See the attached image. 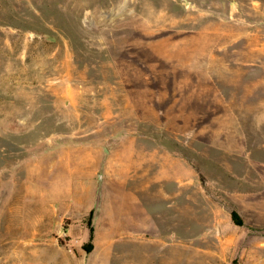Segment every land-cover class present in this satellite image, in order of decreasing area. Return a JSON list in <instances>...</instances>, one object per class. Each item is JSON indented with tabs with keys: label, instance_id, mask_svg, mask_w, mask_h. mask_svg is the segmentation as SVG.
<instances>
[{
	"label": "rangeland",
	"instance_id": "rangeland-1",
	"mask_svg": "<svg viewBox=\"0 0 264 264\" xmlns=\"http://www.w3.org/2000/svg\"><path fill=\"white\" fill-rule=\"evenodd\" d=\"M13 239L264 264V0H0V264Z\"/></svg>",
	"mask_w": 264,
	"mask_h": 264
},
{
	"label": "bare ground",
	"instance_id": "bare-ground-1",
	"mask_svg": "<svg viewBox=\"0 0 264 264\" xmlns=\"http://www.w3.org/2000/svg\"><path fill=\"white\" fill-rule=\"evenodd\" d=\"M149 177H150V174H149ZM142 178H143V177H142ZM131 179H132V178H131ZM136 179H137V178H136ZM136 179L133 180V181L136 182ZM150 179H151V178H150ZM128 181H129V180H128ZM144 181H145V180H144ZM150 181H152V180H150ZM154 181H155V180H154ZM131 182H132V181H131ZM135 182H134V183H135ZM142 182H143V181H142ZM126 183H127V182H126ZM134 183H133V184H134ZM136 183H137V182H136ZM143 183H144V182H143ZM124 184H125V183H124ZM137 184H138V183H137ZM140 184H142L141 181H140ZM140 184H139V185H140ZM157 184H158V183H157ZM139 185H138V187H139ZM142 185H143V184H142ZM144 185H145V184H144ZM158 185H159V184H158ZM158 185H157V186H158ZM140 186H141V185H140ZM126 187H127V186H126ZM135 187H136V186H135ZM128 188H129V187H128ZM139 188H140V187H139ZM146 188H147V187H146ZM148 188H149V187H148ZM157 188H158V187H157ZM157 188H156V189H157ZM149 189H150V188H149ZM137 190H138V189H137ZM141 190H142V187H141ZM141 190H140V191H141ZM144 190H145V189H144ZM153 190H154V189H152V191H153ZM126 191H127V190H126ZM148 191H149V190H148ZM148 191H146V192L149 193ZM150 191H151V190H150ZM156 191H157V190H156ZM158 191H160V190H158ZM118 192H120V191L118 190ZM123 192H124V191H123ZM146 192H145L143 195H146V194H147ZM153 192H154V191H153ZM153 192H152V193H153ZM136 193H137V192H136ZM142 193H143V192H142ZM126 194H127V193H126ZM126 194H125V195H126ZM132 194H133V193H132ZM149 194H150V193H149ZM159 194H160V193H159ZM125 195H123V196H125ZM139 195H140V194H139ZM151 195H152V194H150L149 197H150ZM156 195H157V194H156ZM156 195H155V197H156ZM115 196H117V195H115ZM121 196H122V194H121ZM126 196H127V195H126ZM126 196H125V198H126ZM146 196H147V195H146ZM153 196H154V195H152L151 197L153 198ZM157 196H158V195H157ZM118 197H119V196H118ZM136 197H137V196H136ZM125 198H124V199H125ZM143 198H144V197H143ZM156 198H157V197H156ZM113 199H114V198H113ZM141 199H142V198H141ZM153 199H154V198H153ZM117 200H118V199H117ZM117 200H116V201H117ZM145 200H146V198H145ZM147 200H148V199H147ZM154 200H155V199H154ZM154 200H153V201H154ZM123 201H124V200H123ZM131 201H132V200H131ZM116 203H117V202H116ZM119 203H120V202H119ZM140 205H141V204H140ZM130 206H131V205H130ZM144 206H145V205H144ZM152 206H153V205H152ZM128 209H129V207H128ZM130 209H132V208L130 207ZM144 209H145V208H144ZM147 209H148V208H147ZM134 210H135V209H134ZM145 210H146V209H145ZM151 213H152V212H151ZM148 215H149V214H148ZM150 215H151V214H150ZM152 216H153V215H152ZM154 217H155V215H154ZM147 218H148V217H147ZM152 221H153V220H152ZM21 225H22V224H21ZM17 231H18V230H17ZM9 237H10V236H9ZM23 238H24V237H23ZM15 239H16V238H15ZM15 239H13L12 241H10V245H11L10 247H11L12 250H13V254H11L10 259H8L9 264H17V262L19 261L18 259H21L22 262H23V259H24V260L30 259V260L33 261V258H34V257L31 256L32 254H31V255H28L27 252H26V251H27V246L30 245V244H29L26 240H24V239H23V240H20V241H17V240H15ZM251 239H252V238H251ZM132 241H133V240H132ZM8 242H9V241H8ZM132 244H133V243H132ZM144 244H145V243H144ZM149 244H150V243H149ZM152 244H153V243H152ZM133 245H134V244H133ZM142 245H143V244H142ZM128 247H129V246H128ZM131 247H132V246H131ZM146 247H147V246H146ZM148 247H149V246H148ZM143 248H144V247H143ZM141 249H142V248H141ZM3 250H4V249H3ZM126 250H127V249H126ZM129 250H130V248H128V251H129ZM133 250H134V249H133ZM140 251H141V250H140ZM126 252H127V251H126ZM129 252H130V251H129ZM132 252H133V251H132ZM137 252H138V250H137ZM141 252H142V251H141ZM141 252H139V253H141ZM154 252H155V251H154ZM154 252H151V253H154ZM4 253H5V251H4ZM30 253H31V252H30ZM134 253H136V252H134ZM38 254H39V253H38ZM124 254H125V252H124ZM130 254H132V253H130ZM142 254H143V253H142ZM142 254H141V255H142ZM144 254H146V253H144ZM149 254H150V253H148V255H149ZM155 254H156V253H155ZM125 255H126V254H125ZM127 255H128V254H127ZM132 255H134V254H132ZM132 255H131V256H132ZM44 256H45V255H44ZM135 256H136V255H135ZM137 256H139V255H137ZM149 256H150V255H149ZM35 257H36V256H35ZM41 257H42V256H41ZM145 257H146V255H145ZM145 257H144V258H145ZM150 257H151V256H150ZM152 257H153V256H152ZM152 257H151V258H152ZM155 257H156V255H155ZM42 258H44V257H42ZM52 258H53V257H52ZM55 258H56V257H54V259H55ZM98 258H99V257H98ZM104 258H105V257H104ZM132 258H133V257H132ZM132 258H131V259H132ZM138 258H139V257H138ZM138 258H137V259H138ZM144 258H143V259H144ZM153 258H154V257H153ZM153 258H152V259H153ZM127 259H128V257H127ZM129 259H130V258H129ZM134 259H135V258H134ZM34 260H35V259H34ZM36 260H37V259H36ZM36 260H35V261H36ZM48 260H49V259H48ZM99 260H100V259H99ZM105 260H106V259H105ZM135 260H136V259H135ZM145 260H146V258H145ZM145 260H144V261H145ZM150 260H151V259H150ZM156 260H157V259H156ZM156 260H155V261H156ZM235 260H236V259H235ZM58 261H59V259H58ZM124 261H125V260H124ZM129 261H130V260H129ZM129 261H128V262H129ZM147 261H148V260H147ZM25 262H26V261H25ZM53 262H54V260H53ZM140 262H141V260H140ZM2 263H3V262H2ZM6 263H7V262H6ZM23 263H24V262H23ZM55 263H56V262H55ZM67 263H68V262H67ZM124 263H125V262H124ZM126 263H127V262H126ZM126 263H125V264H126ZM134 263H135V262H134ZM150 263H151V262H150ZM155 263H156V262H155ZM24 264H25V263H24Z\"/></svg>",
	"mask_w": 264,
	"mask_h": 264
}]
</instances>
